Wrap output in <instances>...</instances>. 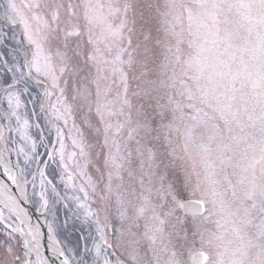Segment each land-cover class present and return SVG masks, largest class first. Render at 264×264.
<instances>
[{"label":"snow or ice","instance_id":"6c2138e0","mask_svg":"<svg viewBox=\"0 0 264 264\" xmlns=\"http://www.w3.org/2000/svg\"><path fill=\"white\" fill-rule=\"evenodd\" d=\"M0 20V264H49L23 205L55 215L61 184L95 235L77 258L46 218L59 264H264V0H3Z\"/></svg>","mask_w":264,"mask_h":264},{"label":"rangeland","instance_id":"374dc122","mask_svg":"<svg viewBox=\"0 0 264 264\" xmlns=\"http://www.w3.org/2000/svg\"><path fill=\"white\" fill-rule=\"evenodd\" d=\"M0 3H3V0H0ZM0 30H4V31H8L7 27L4 25V22L2 20H0ZM46 136L49 135V133H45ZM70 143V142H69ZM41 152L44 151L43 148L40 149ZM16 157L12 156L11 160L12 163H16ZM22 163V161H21ZM51 168H55V165H50ZM29 180H31V177H28ZM39 180V178H37V181ZM0 181H5V183H10V181L7 179L6 176L0 174ZM28 190L29 192L32 191L31 189V184H29L28 186ZM60 191H61V195L62 197L65 198H69V199H64L62 201L63 203H68L69 204V208H64L61 205H57L56 206V211H55V215L53 214H48L47 217L42 216L41 215V220L38 221H42L41 223H43V219L45 220L46 218L49 221H52L54 223V226L56 228V235L57 237L61 240L62 242V246H64L67 249H72V255L77 256V258H79L77 252H76V248H77V238L81 235L85 236V237H89L91 235H95V230H94V226H88V225H84L82 224V218L81 219H77L76 216L74 215L75 212V203L70 199V197H72L73 195H81V193L77 192L74 189L68 188L65 189L63 187V184L60 185ZM25 207H28L30 209V216L34 213L40 215V213L36 212L35 207L32 205H25ZM37 221V223H38ZM67 221V226H65V222ZM82 229H84L82 231ZM42 233L43 230H41V237H42ZM46 235H48V230H46L44 232ZM5 237H3L2 235H0V244H3ZM43 246L46 248V246L48 247V245L46 244V240L42 241ZM88 245L91 246V239L88 240ZM79 246L81 249H83L84 247V241L80 240L79 241ZM47 249V248H46ZM48 250V249H47ZM43 255L46 257V254L44 253L43 249H42ZM0 253H2V249H0ZM47 258V257H46ZM85 260L90 261L91 260V256H85L84 257Z\"/></svg>","mask_w":264,"mask_h":264},{"label":"bare ground","instance_id":"6f19581e","mask_svg":"<svg viewBox=\"0 0 264 264\" xmlns=\"http://www.w3.org/2000/svg\"><path fill=\"white\" fill-rule=\"evenodd\" d=\"M0 174L4 175V170H3V166L2 165H0ZM4 183H5V181H4ZM7 184L10 186V188L12 187L11 181H10V183H7ZM13 195H16V193L14 191H13ZM38 222L40 223V221H38ZM42 227H41V229H42ZM42 237L43 238H41V240H46V244L48 245V235L42 234ZM46 248L48 249L47 246H46ZM47 251H48L47 259L49 260V262H52V264H59V259L57 257H55L49 250H47Z\"/></svg>","mask_w":264,"mask_h":264},{"label":"water","instance_id":"95a60500","mask_svg":"<svg viewBox=\"0 0 264 264\" xmlns=\"http://www.w3.org/2000/svg\"><path fill=\"white\" fill-rule=\"evenodd\" d=\"M25 207V205H23ZM28 212H30V209L28 207H26ZM37 217H39V220H41L40 216H38L36 213L33 212V214L31 215V222L33 224H36L37 223ZM40 224L43 226V228L45 227L44 223H41ZM48 254V253H47Z\"/></svg>","mask_w":264,"mask_h":264}]
</instances>
